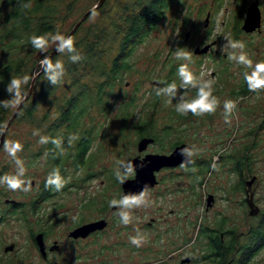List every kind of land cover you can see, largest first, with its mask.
<instances>
[{"label": "rangeland", "instance_id": "374dc122", "mask_svg": "<svg viewBox=\"0 0 264 264\" xmlns=\"http://www.w3.org/2000/svg\"><path fill=\"white\" fill-rule=\"evenodd\" d=\"M96 1L60 0L62 6L66 7L68 3L73 9L67 17L58 22L56 32L66 35L73 23ZM251 1L253 0H223L218 3L215 0L194 2L185 0V3L173 6V11L167 14L166 19L139 46L131 58L132 69L126 72L122 82L116 85L114 100L107 113L100 116L96 111L93 112L92 116L97 121L94 131L96 137L86 156L88 159L91 157L89 163L83 168L75 169L69 158L65 162L64 171L66 188L52 194L49 199L38 202L39 208L36 212L30 211L29 204L41 189V184L49 173V164L44 155L32 158L31 154L37 153L41 147L38 142L40 136L33 133L38 131L42 136L44 133L38 128L39 123L17 120L10 124L0 146L1 176L10 175L16 171L17 166L5 151L4 144L18 141L23 146V150L17 155L26 169L24 178L32 181V190L28 193L12 192L6 186L0 185V212L9 211L7 207L10 203L5 202L6 199L24 204L23 208L19 207L12 214L5 213V219L0 222V257L7 264H42L26 237L30 229L37 230L36 221L50 225L52 230L50 241L56 239L62 243L60 250L55 254V260L59 262L66 261L72 251L78 248L76 244L64 241L67 231L78 221H119L115 214L117 210H112L108 204L111 199L122 196L120 184L115 180L113 171L121 161H129L139 154L134 125L140 117H145L152 111L157 82H162L166 78L171 63H175L176 68L170 83L175 82L179 86L177 69L179 64L185 61L175 59V50L179 47L175 41H182L183 38L185 41L182 47L193 53L189 67L197 77L213 80L214 95L220 100V107L215 115L203 118L192 117V122L181 125L180 122L186 121H178L177 116L171 115V109L175 108L178 101L174 99L168 103L169 98L161 96V102L153 109L156 127L161 128L165 124H172L174 129L177 128L173 130L170 139L162 140L160 144L150 145L146 151L159 152L163 146V152L168 153L169 143L182 139L197 152L193 158L209 161L211 164L215 162L219 166V171H212L211 167L205 170V164L201 168L195 167L197 169L195 173L180 167L160 170L156 173L157 184L148 190L150 206L134 209L133 220L128 226H123L119 222L124 230L116 232L115 237L114 227H108L98 240L95 238L93 243L88 241L83 248L87 252L86 256L77 261L78 264H83L85 261V264H113V250H111L113 239L119 244L117 254L119 264H122V259L128 261L130 258H126L124 253L132 245L129 242L130 237L139 232L145 238L143 232H133L132 225L140 226L145 221H183L182 225H185L184 221H192L194 222L192 235H195L196 224L213 227L221 223L223 229L230 226L238 233L239 243L244 242V235L247 234L245 232L250 225H254L256 219L259 220V216L249 215L247 206L242 204L243 192L236 189L241 179L233 171V159L228 155L239 157L244 154V147L249 146L247 152L251 164L248 174L243 173L242 179L248 182L254 178L247 189L248 191L254 189V201L258 208L264 210V128L256 129L264 115L261 111L264 107V93L259 95L250 93L241 98L230 94L239 82L241 73L251 70L230 61L228 55L231 50L225 45L228 39L244 41L245 51L254 63L264 61V0L258 2L263 19L259 29L249 34L237 31ZM111 2L112 0L109 1V5ZM237 10H239L241 23L235 30ZM207 13L209 16L206 22ZM186 15L189 20L186 25H183L182 21ZM101 18L102 13L95 21ZM95 21L87 17L83 29L90 27ZM186 32L189 33L187 37H185ZM81 34L82 31H79L78 36ZM205 45H209L206 52L200 54L193 52L195 47L201 48ZM210 48L216 52L208 53ZM50 49H55V46ZM41 55L37 52L34 54V59L37 60ZM39 61V59L36 61L31 75L40 68ZM183 95L191 99L195 97L196 91L190 89ZM132 98V105L128 108L131 115L124 120L122 112L124 109L121 105ZM227 99L236 101L238 105L231 125L224 123L223 102ZM47 107L44 105L39 107L40 112L36 119L41 117ZM89 121L91 120L87 119L86 125L91 124ZM253 129L256 130L252 132ZM217 157L218 160L215 159ZM201 178L202 183L199 182ZM210 195L213 200L208 204ZM223 216L227 219L224 224L222 221H217ZM201 240L200 237L199 251H201ZM5 243H14L15 250L7 254L2 253ZM101 245H104L102 253L98 252ZM139 259L147 260V258ZM254 260L253 264H264V248ZM136 262L134 258L130 259V264H137ZM197 264L211 263L201 261Z\"/></svg>", "mask_w": 264, "mask_h": 264}, {"label": "trees", "instance_id": "16d2710c", "mask_svg": "<svg viewBox=\"0 0 264 264\" xmlns=\"http://www.w3.org/2000/svg\"><path fill=\"white\" fill-rule=\"evenodd\" d=\"M109 1L105 0L98 8L99 13H102L101 19L96 20L85 29H83L85 23L83 21L72 35L76 48L84 59L79 63H71L67 55L59 53L52 55L53 62L60 60L65 65L66 72L63 83L56 86L51 85L41 71L36 77L32 93L12 121L24 120L29 123H39L38 128L43 130V136L64 139L62 154L51 143L41 145L37 153L31 154L32 158L44 155L49 164V172L58 167L63 177L65 162L69 158L75 169L83 168L89 163L91 157L88 159L86 156L96 137L94 131L97 121L92 116L93 112L96 111L100 116L107 113L114 100L116 85L122 82L124 74L132 69L131 58L136 50L166 19L167 14L173 11V6L185 3V0H112L109 5ZM215 1L221 3L223 0ZM29 2L32 3L31 10H24L22 5ZM72 9L73 7L68 3H66V7L62 6L60 0H0V100L12 99L11 94L6 91V86L11 78L24 75L33 76L31 73L36 61L43 58L42 54L37 60L34 59V54L37 51L32 48L29 37L45 33L55 34L58 22L67 17ZM235 18L234 28L236 30L238 24L241 23L239 10H237ZM188 20V15H186L182 21L183 25H186ZM79 31H82L80 36H78ZM237 31L242 33L239 28ZM183 41L185 38L175 42L179 47H182ZM51 50L53 49H49V52ZM175 68L176 64L171 63L168 75L163 79L161 87L164 86L163 82H171ZM242 73L238 84L239 89L230 91L233 97H244L250 93ZM30 82L31 80L24 87V92L29 88ZM160 98L161 96L155 94L151 106L152 111L145 117H140L135 123L134 130L137 139L142 136H152L154 141L160 144L163 139H168L172 130L176 129H171L169 125H165L163 128L156 127L153 109L161 102ZM132 100L133 98L128 99L121 105L124 109L122 111L124 120L131 115L128 108L132 105ZM41 105L48 107L41 117L36 119ZM12 112L11 108L0 107V123L6 122ZM172 114L177 116L178 121L192 122L191 114L186 117L181 116L175 108L171 109ZM87 119L91 120L89 121L90 125H86ZM263 127L264 116L256 129ZM256 129H253L252 132ZM71 134L79 136V139L69 146L67 138ZM179 141H173L171 144L175 145ZM248 149L249 146L244 147V154L239 157L229 156L233 159V171L240 175L241 180L238 186L242 185V175L243 173L248 174L251 164ZM203 164H205V170H208L211 165L209 161H198L199 168ZM44 182L35 199L29 204L32 212H36L39 208L38 202L49 199L52 194L57 192L51 188L45 189ZM199 182L202 183V178ZM23 205V202L19 201L10 203L7 207V209L9 208L8 212H0V222L5 219V213L12 214L19 207L23 208ZM24 219L28 220L26 217ZM259 221L256 225L251 226L249 237L241 246L243 253H237L236 259L230 264H248L247 260L250 255L264 248V214ZM198 232L209 237L213 245L210 249L214 250L212 256L214 264H228L227 253L230 249L235 250L234 237L229 242L225 240V235L228 232H224L222 224L219 223L213 227L199 224ZM220 234H224V244L222 245Z\"/></svg>", "mask_w": 264, "mask_h": 264}, {"label": "clouds", "instance_id": "9594fccd", "mask_svg": "<svg viewBox=\"0 0 264 264\" xmlns=\"http://www.w3.org/2000/svg\"><path fill=\"white\" fill-rule=\"evenodd\" d=\"M22 7L24 10L30 11L32 3H25ZM98 8L99 3L89 10V20L95 21V19L99 17L100 13ZM29 41L33 49L38 53L43 54V58L39 61V67L43 71L47 81L53 86L63 83L66 69L62 61L56 60L53 62L51 57L46 54L51 47L55 46V51L57 53L67 55L71 63H79L84 59L82 54L77 50L75 40L71 35L66 36L60 32H56L55 34L45 33L42 35L30 36ZM225 46L231 50L228 55L230 61L240 67L251 70L242 73L248 91L257 95L264 93V61H257L254 63L253 59L245 51L246 44L244 41L228 39ZM192 55L193 53L189 50H185V48H176L175 59L178 61H185V63L179 64L177 69L180 84L178 86L175 82H163L164 86H158L155 88V94L157 96L168 97V103H171L174 99L177 100L178 102L175 105V110L181 116L186 117L191 114L193 117L203 118L215 115L221 102L214 95V82L211 79L197 77V75L191 70L189 64L192 62ZM34 75L36 74H33V76ZM33 76L24 75L23 77L11 78L6 86V91L11 94L12 99L8 101L0 100V107L5 109H19L26 95L23 89L29 84V81L33 79ZM157 83L159 84L162 82ZM190 89H194L196 95L195 97L188 99L183 93ZM237 107L238 105L236 101L231 99L224 100L223 116L225 124L231 125ZM6 129L7 122L0 123V136L4 134ZM33 135L40 136L38 142L41 145L51 143L56 150L61 154L63 153L64 139L62 137L51 138L42 136L38 131L34 132ZM78 139L79 136L75 134L69 135L67 138L68 145L72 146L73 142ZM4 148L7 154L15 162L17 168L13 174L0 176V185L6 186V188L12 192H30L32 190V181L24 178L26 176V169L17 155L23 150V146L18 141H13L5 142ZM178 154L183 157L179 167L185 171L190 170L195 173L197 169L195 167L189 169V165L195 163L192 157L197 155V152L190 147H184L179 150ZM215 159L218 160V157ZM210 167L212 171H219V166L215 162L211 164ZM135 174L136 165L131 160L121 161L120 165L113 171L115 180L121 185L134 177ZM65 185V177L61 175V171L58 167L53 168L48 173L44 182L45 189L51 188L57 192L61 191ZM108 204L110 208L117 210L115 214L118 216L120 224L128 226L133 220L132 212L134 209L147 208L150 206L147 186H145L139 193H126L118 199L113 198ZM129 242L133 246L139 248L143 246L145 239L138 232L137 235L130 237Z\"/></svg>", "mask_w": 264, "mask_h": 264}, {"label": "flooded vegetation", "instance_id": "af4514ba", "mask_svg": "<svg viewBox=\"0 0 264 264\" xmlns=\"http://www.w3.org/2000/svg\"><path fill=\"white\" fill-rule=\"evenodd\" d=\"M259 3H258V5H259ZM262 22H263V19L261 17V25H262ZM240 26H241V24H240ZM240 26H239V29H241ZM247 34H249V33H247ZM212 52H216V50H213L210 48L208 53H212ZM239 80H240V78H239ZM238 84H239V82L236 84L235 91H237L239 89ZM250 93H252V92H250ZM248 95H246V96H248ZM238 98H241V97H238ZM261 111H263V114H264V107H262ZM186 123H188V122H180L181 125L182 124L186 125ZM165 125H169L171 127V129H174V127L171 126L172 124H165ZM165 125H163V127ZM175 128H177V127H175ZM172 133H173V130H172ZM172 133H171V135H172ZM170 136H168V139H170ZM142 137L152 138V141L149 142L146 145L145 149H143L142 151H138V148H137V151L139 152V154L134 156V157L143 158L146 154L169 155L175 149V147H177L181 144H186V145L189 144V143L183 142L184 140H182V139H176V140H180V141L175 145H172L171 142L176 141V140L171 141L169 143L170 151L168 153L163 152L164 151V149L162 150L163 146L161 147L159 152H147L146 150L150 145H153L155 143L159 144V143L154 141V138L152 136H142ZM142 137H140V138H142ZM139 139H137L136 145H137ZM168 139H163V140H168ZM161 145H163V144H161ZM191 147L192 146L190 145V148ZM229 156L230 155H228V157ZM192 159L195 161V163L193 165H189V167L199 168L198 167V161H201V160L195 159L193 157H192ZM202 166L203 165H201V167ZM176 167H179V164L175 165V166H166V167L160 168L158 171L154 172L156 179H157L156 173L159 172L160 170H162V169H170L171 170V169H174ZM237 175L240 177L239 174H237ZM157 182H158V180H157ZM246 182L247 181L244 179L242 185L237 186L236 189H238L240 192H243L244 197L242 198V204L247 206L248 212H249L247 200L250 197V191H248V189H247ZM156 184H154L152 187L147 188V189L148 190L152 189ZM251 191H252V201L256 205V203L254 201V195H255L254 189L252 188ZM112 210H114V208H112ZM259 211H258L257 215L259 216L258 219L260 220L264 214V210L263 209L261 210L259 208ZM251 216H253V215H251ZM253 217H255V216H253ZM259 220L256 219V222L254 223V225H256L258 222H260ZM217 221H222L224 224L227 222V219L225 218V216H223V217H219V219ZM36 222L38 225L37 230L34 231L33 229L32 230L30 229L29 230L30 232H28L26 237L30 241V246L33 247L35 253L38 256L39 261L42 264H78L77 259H80V258L86 256V254H87V252L84 251L83 248H85L86 243L88 241L90 243H93L95 238H97L96 240H98L99 237L103 235L104 230H106L108 227H114V237L116 235V232L118 233V232H120V230L121 231L124 230V227L119 225V221L113 220V221H106L107 224L104 228L95 230V231L89 233L88 235H86L84 237H82V236H79V237L70 236L69 233L74 228H76L82 224H85V223L94 222V220L78 221L74 227H72L71 229H69L67 231V233L65 235L66 240H64L65 242H67L69 244H76L78 246L77 250L72 251V253L73 252H76V253L74 255H71L72 254L71 253L69 258L66 261L59 262V261L55 260V254L60 250L62 243L56 239H53L51 241L49 240V239H51V231H52L49 224L40 223V221H36ZM182 222L183 221H145L140 226L137 224H133L132 225V226H134L133 232L136 233L138 231H141L145 234V238H144L145 243L143 244L142 247H139V248H137L133 245H131V247L129 246V248L126 249L124 255L128 259L134 258L137 261L136 262L137 264H197L201 261L214 264V262L212 260L214 250L210 249L211 247H213V245L210 242L209 237H207L205 234H199V232H198L199 231V225L198 224L195 225V228H197L195 231V235H192L191 233L194 232V228H193L194 222L184 221L185 225H182ZM30 225H32V224H30ZM251 226L252 225H250L247 229V232H245L247 234L244 235L245 240L243 243H239L238 233H236V231L232 227L227 226L224 229V232L225 231L228 232V234L225 235V240H227L229 242L232 239V237H234L235 250L230 249V251L227 253V263L228 264H230L232 261H234L236 259L237 253L238 254L243 253V251L241 250V246L248 239ZM183 231L185 233H183ZM182 234H184V235H182ZM38 235H40V237H41V244L38 243V241H37ZM200 237L202 238V240H201V244H202L201 245V251H199L200 247H199V243H198ZM220 239H221V245L224 244V234H220ZM227 245L229 246V244H227ZM227 245H225V246H227ZM9 246H12V248L6 250V248ZM15 246L16 245L14 243H9V244L5 243L3 245L2 253L7 254V253L13 252L15 250ZM103 246L104 245H101L99 247L98 252H101V253L103 252L102 251ZM118 246H119V244L117 242H115L113 239V244L111 245V247H112L111 250H113V258H112L113 264H119V261H120L118 259V255H117L119 253ZM228 246H227V248H228ZM41 247H42V249H41ZM227 250H229V249H227ZM260 251L261 250H259L255 254H251L249 259L247 258L248 264H253L255 262L254 259ZM199 252H201V253H199ZM139 258H147V260L143 259L142 261H140ZM130 259L128 261H125L124 259H122L121 263L122 264H130ZM244 261H246V260H244ZM141 262H143V263H141ZM0 263L7 264L1 257H0ZM85 263H86V261L83 264H85ZM102 264H104V263H102Z\"/></svg>", "mask_w": 264, "mask_h": 264}, {"label": "water", "instance_id": "95a60500", "mask_svg": "<svg viewBox=\"0 0 264 264\" xmlns=\"http://www.w3.org/2000/svg\"><path fill=\"white\" fill-rule=\"evenodd\" d=\"M105 0H97L94 5H96L97 3H99V7L104 3ZM259 0H253L252 2H250V4L247 7V10L245 12V16L242 20V24L240 26L241 30L245 33H251L253 31H255L256 29H259L260 25H261V13H260V9H259V5H258ZM93 5V6H94ZM92 6V7H93ZM90 7L87 11H85L78 19L77 21L74 23V25L71 27V29L67 32V35H73V33L77 30V28L79 27V25L86 20V18L89 15V10L92 8ZM209 13H207L206 15V22L208 19ZM188 32L185 33V37L188 36ZM209 45H205L203 47H195L193 52L195 54H200V53H204L208 50ZM57 52L55 51V49L51 50L50 52L47 53V55H49L50 57L54 54H56ZM42 70H38L33 76V79H31L29 88L27 89V91L25 92V98L22 102V104L20 105L19 109H14L12 114L10 115V117L8 118L7 122V129L4 132V134L2 136H0V146L3 143L4 140V136L10 126V124L12 123L13 119L16 117V115L18 114L20 108L22 107V105L24 104V102L28 99V97L30 96V94L32 93L34 84H35V80L36 77L40 74ZM158 86H160V83L158 84ZM152 141V138H145L142 137L139 139L138 143H137V148L138 151H142L143 149H145L146 145ZM184 147H190L189 145L186 144H181L177 147H175V149L169 154V155H164V154H146L143 158H139V157H134L132 159H130L135 165H136V174L134 177L130 178L126 183H124L123 185L120 184L121 187V194L124 195L126 193H139L145 186H147V188L152 187L154 184L157 183V179L155 177L154 172L158 171L160 168L162 167H166V166H175L180 164L181 160L183 159V157H181L178 153L179 150L181 148ZM254 178L250 179L246 185L250 186L251 183H253ZM212 196L210 195L208 198V204H210V202L212 201ZM248 202V207H249V214L250 215H256L259 211V208L253 203L252 201V191H250V197L247 200ZM5 202L7 203H15V200H10V199H6ZM106 225V221L104 220H98V221H94V222H89V223H85L82 224L76 228H74L69 235L73 236V237H79V236H86L89 233L98 230V229H102L104 226ZM37 241L38 243L41 244V237L40 235H38L37 237ZM12 246H9L6 248L7 249H11ZM42 249V247H41Z\"/></svg>", "mask_w": 264, "mask_h": 264}]
</instances>
